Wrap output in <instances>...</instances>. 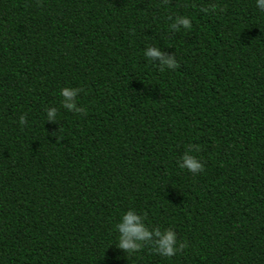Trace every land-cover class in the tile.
I'll return each mask as SVG.
<instances>
[{
  "label": "trees",
  "instance_id": "trees-1",
  "mask_svg": "<svg viewBox=\"0 0 264 264\" xmlns=\"http://www.w3.org/2000/svg\"><path fill=\"white\" fill-rule=\"evenodd\" d=\"M179 15L190 30L170 31ZM149 45L179 66L146 61ZM62 87L81 89L83 115ZM189 144L202 173L177 167ZM129 209L185 250H117ZM0 264H264L254 0H0Z\"/></svg>",
  "mask_w": 264,
  "mask_h": 264
},
{
  "label": "clouds",
  "instance_id": "clouds-1",
  "mask_svg": "<svg viewBox=\"0 0 264 264\" xmlns=\"http://www.w3.org/2000/svg\"><path fill=\"white\" fill-rule=\"evenodd\" d=\"M256 9L264 13V0H254ZM216 6L210 4L207 8H201L204 13L215 12ZM222 11V9H220ZM191 20L188 16L179 15L172 19L169 29L172 32H178L181 29L190 30ZM143 56L151 64H157L161 70H175L179 65L175 55H169L160 48L149 45L143 49ZM158 62V63H157ZM81 92L79 88L62 87L59 90L61 97L60 106L70 113L83 115L85 109L77 105V96ZM45 121L55 123L57 121L58 110L56 107H48L45 110ZM24 115L18 118L19 125L25 124ZM55 132L52 133L55 136ZM200 147L196 144H189L184 154L178 159L177 167L186 170L192 175L202 173L204 170L203 163L192 153L199 152ZM117 233L115 248L129 256L140 252L145 246L154 254L170 259L179 255L187 247L185 242L178 241L175 231L171 228L159 226H150L146 223V216L138 213L135 209H129L124 212L119 221L114 225Z\"/></svg>",
  "mask_w": 264,
  "mask_h": 264
}]
</instances>
